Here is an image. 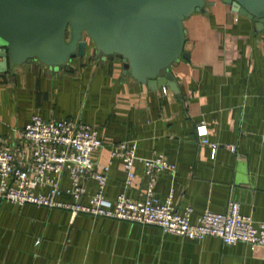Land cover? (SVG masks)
I'll return each mask as SVG.
<instances>
[{
    "label": "crops",
    "instance_id": "crops-1",
    "mask_svg": "<svg viewBox=\"0 0 264 264\" xmlns=\"http://www.w3.org/2000/svg\"><path fill=\"white\" fill-rule=\"evenodd\" d=\"M206 1L182 20L188 57L170 65L175 91L151 89L123 74L120 59L90 49L70 59L68 70L7 62L0 73V148L21 146L32 114L76 119L101 140L91 159L96 172L108 167V200L119 192L140 199L146 179L139 159L160 153L174 171L157 173L158 201L170 193L175 211L190 207L194 222L204 209L222 212L233 200L241 214L264 221V27L220 0ZM200 123L208 143L195 134ZM119 141L135 145L134 178L126 187L120 161L109 157V145ZM209 143L217 145L213 154ZM68 185L64 173L59 188ZM84 186L82 204L96 182L86 179ZM57 198L72 202L64 193ZM0 264H264V246L188 239L150 224L0 199Z\"/></svg>",
    "mask_w": 264,
    "mask_h": 264
},
{
    "label": "built area",
    "instance_id": "built-area-1",
    "mask_svg": "<svg viewBox=\"0 0 264 264\" xmlns=\"http://www.w3.org/2000/svg\"><path fill=\"white\" fill-rule=\"evenodd\" d=\"M165 93V87L162 86ZM195 134L201 143H208L205 125H195ZM21 146L14 150L0 148V199L21 206L58 207L67 209L72 215L85 213L91 216L108 217L139 224L157 226L163 233H170L188 239L214 236L224 244L241 241L264 246V221L254 222L239 211L236 201L229 200L222 212L204 209L191 222V209L183 207L175 211L170 193L158 201L153 185L158 172L173 173L174 165L160 153L139 159L146 183L140 199L133 200L123 192L108 200L103 195L107 165L101 172L93 170L91 153L101 146L97 131L90 125L72 118L43 119L32 114L20 131ZM264 140V137L262 138ZM213 154L216 144L209 143ZM234 151L233 145H226ZM109 157L120 161L126 187L134 178L132 170L135 156L133 142L119 141L109 145ZM66 174L69 185L59 188V180ZM93 179L95 191L87 203H79L85 191L84 182ZM45 189L44 191H40ZM60 193L71 197L72 202L59 200Z\"/></svg>",
    "mask_w": 264,
    "mask_h": 264
},
{
    "label": "water",
    "instance_id": "water-1",
    "mask_svg": "<svg viewBox=\"0 0 264 264\" xmlns=\"http://www.w3.org/2000/svg\"><path fill=\"white\" fill-rule=\"evenodd\" d=\"M264 27V0H220ZM206 0H0V73L31 60L68 70L87 49L122 61V73L151 89L176 85L170 65L183 50L182 20Z\"/></svg>",
    "mask_w": 264,
    "mask_h": 264
},
{
    "label": "flooded vegetation",
    "instance_id": "flooded-vegetation-1",
    "mask_svg": "<svg viewBox=\"0 0 264 264\" xmlns=\"http://www.w3.org/2000/svg\"><path fill=\"white\" fill-rule=\"evenodd\" d=\"M68 62H69V61H68ZM68 62H67V63H68Z\"/></svg>",
    "mask_w": 264,
    "mask_h": 264
}]
</instances>
